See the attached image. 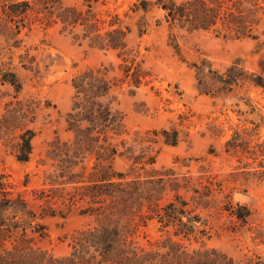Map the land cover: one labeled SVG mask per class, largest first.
Returning a JSON list of instances; mask_svg holds the SVG:
<instances>
[{"label": "trees", "instance_id": "1", "mask_svg": "<svg viewBox=\"0 0 264 264\" xmlns=\"http://www.w3.org/2000/svg\"><path fill=\"white\" fill-rule=\"evenodd\" d=\"M99 1L106 3L85 0L83 7L65 5L62 0H0V35L9 52L21 46V32L57 25L75 41L113 50L119 58L116 64L86 66L71 77V106L64 128L68 135L56 134L48 141L40 159L48 167L43 170L41 186L31 189L30 197L14 191V184L0 172V264H239L225 251L206 246L205 240L221 219L223 229L251 231L253 240H264V231L251 226L249 206L232 196L234 190L246 192L250 183L264 181L262 122L236 127L224 142L222 151L235 156L238 163L223 176L204 164L196 173L182 170L188 163L180 157L174 159L177 167H156L151 143L159 137L176 145L180 131L153 129L150 132L155 137L148 131L131 144L120 138L125 131L124 113L118 107L116 90L127 83L132 87L129 91H134L149 72L138 49L129 44L132 26L116 11L94 10ZM154 6L163 11L177 51L180 31L257 38L263 26L264 33V0H136L129 9L147 12ZM135 24L139 34L148 25L143 17ZM18 57L19 65L33 76L41 73L43 58L38 53L25 48ZM212 74L215 91L199 81L200 92L226 93L245 82L264 92V55L255 70L244 69L235 60L223 72ZM0 85L7 89L0 90V97L9 96L0 108V140L16 160L28 162L37 134L35 123L42 110L55 105L49 99L22 94L23 80L11 55L0 62ZM209 152L218 154L214 148ZM117 156L128 161L125 170L114 168ZM23 182L27 184V175ZM70 213L89 217L91 222L69 235V252L54 255L40 247L38 241L47 236L42 219ZM148 221L156 222L163 237L149 246L138 245L133 237ZM193 241L200 245L190 246ZM247 264H264V260L255 254Z\"/></svg>", "mask_w": 264, "mask_h": 264}, {"label": "rangeland", "instance_id": "2", "mask_svg": "<svg viewBox=\"0 0 264 264\" xmlns=\"http://www.w3.org/2000/svg\"><path fill=\"white\" fill-rule=\"evenodd\" d=\"M85 0H62L65 5L84 7ZM136 0L99 1L94 10L106 9L118 12L125 22L133 28L128 37L130 45L136 47L143 59V67L149 72L139 87L130 92L131 86L123 83L116 90L118 107L124 113V133L120 138L128 144L133 139L149 136L150 131L161 128H176L181 140L176 145L164 143L159 137L151 143V153L155 155V166L174 165L176 157L184 159L190 169L196 173L200 164L206 165L213 173L223 176L238 162L235 156L225 154L224 142L236 127L252 126L251 121L262 122L260 133L264 135V92L247 82L235 85L226 93L200 92L198 82L203 81L209 89L215 91L216 83L211 79L212 71L223 72L225 67L238 60L244 69H257V62L264 55V33L260 26L257 38L223 37L211 31H194L178 37L179 51L175 49L168 35V27L162 19L163 11L154 6L147 12L132 13L129 9ZM180 1V0H177ZM127 12V16L124 13ZM144 18L148 24L144 33L139 34L135 22ZM21 46L9 52L0 35V62L9 56L17 66L23 80L22 94L49 99L55 108L41 111L35 123L37 134L33 138V150L28 162H19L0 140V172L14 184V191L30 197V190L41 186L43 170L48 167L40 159L45 156L48 141L56 134L65 138V113L71 106V77L86 66H99L101 63L116 64L119 58L113 50L103 51L89 46L85 41H75L70 35L60 32L57 25L46 28L34 26L27 34L21 32ZM25 48L38 53L43 58L41 73L33 76L32 71L19 65L18 54ZM46 65V66H45ZM201 79V80H200ZM1 91L6 87L0 85ZM10 92V90H9ZM9 96L0 97V108ZM254 108L252 111L251 108ZM45 113L49 116L45 117ZM261 116L263 119H261ZM143 142L142 145H147ZM140 145V144H139ZM138 145V146H139ZM214 148L217 155L210 153ZM114 168L125 170L128 161L117 156ZM28 182L25 185V176ZM233 199L245 203L251 210V226L264 231V181L252 182L246 192L233 191ZM222 220V219H221ZM221 220L215 223L216 231L205 245L219 248L232 256L239 264H247L253 255L264 260V240H253V232L232 233L220 227ZM47 226V236L38 241V245L54 255H64L70 250L69 235L76 229L87 226L91 219L76 213L66 217L48 216L42 219ZM155 221L141 226L133 240L138 245L149 246L162 239ZM199 242L190 246L197 247Z\"/></svg>", "mask_w": 264, "mask_h": 264}]
</instances>
